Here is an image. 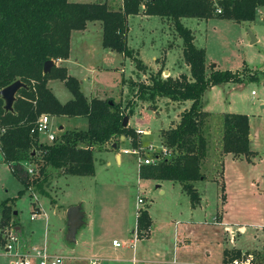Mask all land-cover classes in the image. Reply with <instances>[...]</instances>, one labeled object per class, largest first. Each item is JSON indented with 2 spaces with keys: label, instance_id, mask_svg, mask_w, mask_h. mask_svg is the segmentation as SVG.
<instances>
[{
  "label": "rangeland",
  "instance_id": "rangeland-1",
  "mask_svg": "<svg viewBox=\"0 0 264 264\" xmlns=\"http://www.w3.org/2000/svg\"><path fill=\"white\" fill-rule=\"evenodd\" d=\"M70 1L107 2L111 8L119 10L123 0ZM96 23H90L84 32L72 34L69 75L83 82L82 91L89 98L113 99L122 103L123 107L133 101L136 107L148 108L149 111L141 112L135 107L131 117L132 126H141L147 132L145 136L139 134L142 151L140 155L123 154V149L133 148L132 142L130 139L122 141L121 138L119 141L115 138V143L119 142V149L115 152L121 153L122 164L118 163L114 153H109L113 148L108 143L95 150L94 176H67L64 172L49 169L51 177L45 187L47 195L30 190L11 201L14 217L6 225L1 223V204L16 198L23 185L7 163H0V236L4 229H18L22 239L30 245L42 246L46 242L52 254L65 258L63 264H90L89 257L100 259L102 264L107 263L106 259H131L132 251L137 247H146L152 252L153 256L149 259L152 262L161 261V253L168 248L171 254L178 250L175 258L180 262L224 264V251L230 252L231 259L232 250L239 249L244 257L250 255L255 264H264V8L252 23H237L223 18L208 21L183 19L184 26L195 35L197 47L206 51L208 74L212 66L222 71L238 72L243 79L240 84L212 87L202 98L204 110L211 113L204 126L208 142V155L203 162L206 182L205 185H196L204 198L205 208L195 211L191 210L190 197L178 183L139 178L140 161L163 156V133L178 125L180 111L190 106L191 102H182V106L179 104L173 109L170 108L172 103L165 102L168 98L162 99V105L168 112L164 115L170 117H163L161 122L164 124L161 125V122L155 121L156 113L152 112L154 107L160 108L158 101L161 100L153 104L141 101L135 96L138 86L133 88V85L150 84L159 70L163 71V79L176 74V78L181 74L190 75V68L183 58V41L174 23L169 19L146 18L143 15L129 18V47L135 51V57L142 60L143 65L139 67L134 59L103 48V27ZM250 33L258 39L255 44H251ZM76 58L78 63L73 62ZM166 69H171V75ZM48 87L62 102L73 98L60 80H51ZM160 111L164 109L160 108ZM229 113L249 117L250 132L255 136L253 150L259 154L255 162L252 161L256 155L251 144L253 154L238 158L241 161L223 153V118ZM51 123L56 136L64 132L60 130L61 124L65 126V131L87 130L89 126L85 118L52 117ZM42 140L47 138L42 136ZM149 146L154 149L150 150ZM26 167L34 169L35 173L39 171L35 163L26 164ZM223 185L226 198H222ZM141 197L146 203L140 206L138 199ZM226 199V209L221 218ZM201 202L202 198L198 205ZM78 204H82L84 212L93 218L97 233L101 235V246L111 248L113 239H117L124 247V244L134 241L135 249L127 245L130 253L125 248L118 249L119 253L124 251L127 255L120 256L115 252L91 257L89 253L81 252L84 250L79 246L68 243L67 212ZM139 208L148 209L154 221L149 241L137 239L131 233L137 227ZM35 211H40L41 215L34 221L31 216ZM190 215L193 222L189 221L191 225L185 227ZM225 224L241 226L224 232ZM186 237L188 242L182 248L179 240L182 238L184 243ZM141 239L145 240L141 242ZM1 244L0 241V264H10Z\"/></svg>",
  "mask_w": 264,
  "mask_h": 264
},
{
  "label": "trees",
  "instance_id": "trees-1",
  "mask_svg": "<svg viewBox=\"0 0 264 264\" xmlns=\"http://www.w3.org/2000/svg\"><path fill=\"white\" fill-rule=\"evenodd\" d=\"M222 13L204 0H123L115 10L107 2L78 3L70 0H0V91L20 80L28 88L17 94L14 112H6L0 96V155L15 178L23 185L16 198L1 204V223L8 224L14 217L10 205L27 191L47 195L45 187L51 177L49 169L64 172L67 176H94L96 148L114 139H130L139 147L140 135L136 128L124 126L125 117L135 112V103L126 106L113 99L87 98L81 81L70 76L67 68L55 65L44 74L48 61L68 60L71 38L75 31H85L89 23H101L102 46L134 59H141L129 47V18L133 16L159 17L174 23L183 41V58L190 75L174 78L162 77L157 71L150 84L133 85L135 96L152 104L160 98L174 102L191 101L190 108L182 114L178 125L163 133V145L169 157L156 164L139 167L141 180L170 181L178 183L190 197L193 207L201 201L196 184L206 179L203 162L208 155V142L204 126L210 113L204 110L203 96L212 87L243 82L238 72L219 70L211 66L207 72L206 51L197 47L192 30L185 27L183 19H228L237 23L256 21L264 8V0H227ZM138 54V53H137ZM51 80H60L73 95L62 103L48 87ZM112 102V103H111ZM51 117L85 118L87 130H66L53 144H44L39 134H32L42 115ZM223 153L234 158L252 155L250 149L249 117L243 114H225L223 118ZM117 150L119 149V142ZM35 163L39 171L31 175L26 164ZM35 171V170H34ZM226 198L225 185L221 187ZM140 238H147L152 228L148 209H142L137 218ZM241 250L224 251V264L241 258ZM229 257V258H228ZM228 258V259H227ZM230 259V260H229Z\"/></svg>",
  "mask_w": 264,
  "mask_h": 264
},
{
  "label": "crops",
  "instance_id": "crops-1",
  "mask_svg": "<svg viewBox=\"0 0 264 264\" xmlns=\"http://www.w3.org/2000/svg\"><path fill=\"white\" fill-rule=\"evenodd\" d=\"M146 18H151V17H147V16H145ZM93 24H98V23H93ZM91 24L89 23V26H90ZM99 25L101 26V28H102V25L99 23ZM88 26V27H89ZM87 27V28H88ZM87 30V29H86ZM76 32V31H75ZM79 32H84V31H79ZM74 33V32H73ZM72 33V34H73ZM195 42H196V40H195ZM104 48V47H103ZM71 50H72V48H71ZM154 61H157V59H155ZM72 61H71V55H70V58L68 59V60H59V61H56L55 62V64L57 65V66H60V67H65V68H67V70H68V73H69V67H68V64L69 63H71ZM73 62H76V63H78L79 62V60L76 58V59H74L73 60ZM166 68H167V65H166ZM171 69H166L165 71H167V72H169V74L171 75V71H170ZM180 75V74H179ZM172 76V75H171ZM175 76H177V74L176 75H174V78H176ZM78 79V78H77ZM83 85V82H81V86ZM57 97V96H56ZM87 98H89L88 96H86ZM58 98V97H57ZM92 98H95V97H92ZM59 99V98H58ZM89 99H91V98H89ZM165 100V99H167V98H160V102L158 101V104H160V108L161 109H164V111H160V108H153L152 109V112L153 113H156V119H155V121H158V122H161V120H162V118L163 117H166L167 119H168V117H170V116H167V115H164V113H168L167 112V108L165 109L164 107V105H162V102H163V100ZM61 101V100H60ZM70 101V100H69ZM62 102V101H61ZM166 103L167 102H169V104H171L172 103V105H170V108H173V109H176V108H178L179 106H182L181 105V103L182 102H174V101H171L170 99H168L167 101H165ZM189 102L190 101H187V102H184V103H186V104H189ZM62 103H67V102H62ZM166 103H163V104H165L166 105ZM191 103L192 102H190V106H191ZM180 104V105H179ZM179 105V106H178ZM190 106H186V107H184V109L182 110V111H180V113H179V115H180V118H181V114L186 110V109H188V108H190ZM136 108H138L141 112H144V111H149L148 110V108H144V109H141V107H136ZM206 111V110H205ZM140 112V113H141ZM158 112H160L159 114H158ZM207 112H209V111H207ZM209 113H211V112H209ZM61 118H63V117H61ZM164 124V122H161V125H163ZM129 125L130 126H132V118L130 119V122H129ZM139 125V124H138ZM132 127H134V126H132ZM134 128H136V129H141V130H143L142 129V127L141 126H136V127H134ZM60 130L61 131H65V126L64 125H62L61 124V126H60ZM145 134H147V132H145ZM145 134H143L144 136H145ZM251 137H252V139H251V149H252V151L254 152V155H256V157L255 158H253L252 159V161L253 162H255L256 161V158H258L259 157V154H258V152L257 151H254L253 150V141H254V139H255V136H252V134H251ZM42 139V138H41ZM43 141V140H42ZM122 141H123V139H122ZM116 143H114V144H112V148H113V146L115 145ZM117 145V144H116ZM115 151H117V149L115 150V149H113V151L112 152H109V153H114V156L117 158V160H118V163H123V157H122V155H121V153H116ZM258 155V156H257ZM228 156H230L232 159H234V160H238V161H241L240 159H237V158H234L232 155H228ZM227 156V157H228ZM251 161V160H250ZM3 161H2V159H1V155H0V163H2ZM108 165H110V163L108 162ZM59 172H61V171H59ZM205 182H206V180H203V181H200V182H198L199 184L200 183H204V185H205ZM173 183V182H172ZM176 184V183H175ZM225 184H226V182H225ZM180 185V184H179ZM197 185V184H196ZM207 185H209V183L207 184ZM181 186V185H180ZM181 188H182V186H181ZM226 197H227V193H226ZM201 198H202V202H201V204L200 205H198V206H196V207H193L192 206V208H191V210L192 211H195V210H200V209H203V208H205V203H204V198H203V196H201ZM82 205V204H81ZM226 205H227V199H226V203L224 204V206H223V213L221 214V218H223V216H224V212H225V209H226ZM83 206V205H82ZM83 210H84V208H83ZM40 212V211H39ZM149 212V211H148ZM41 213V212H40ZM150 214V213H149ZM41 215V214H40ZM39 215V216H40ZM85 218H87V220L85 219V225L83 226V227H86L85 229H83V227H82V229H80L79 230V232H78V234H77V242L76 243H74V246H79V248H81L82 250H84V251H81V252H87V253H89V255H91V257H93V256H102V255H104V254H107V255H112L113 253H117V254H120V256L121 255H127V253H124V251L123 252H121V253H119V251H118V249H123L124 250V248L126 249L125 251H128L129 253L131 252V251H129V250H131L130 248H126L127 247V245L129 246L130 244H131V241H130V243H127V244H124L126 247H121V248H116V247H114L113 246V244H112V247L111 248H109V246H108V248H104L103 246H101L103 243H102V239H101V235L100 234H98L97 233V230H96V228H95V222H94V220H93V218L92 217H90V216H88V214L86 213V211H85ZM151 217V216H150ZM218 217V216H217ZM38 219V218H37ZM36 219V220H37ZM151 220H152V228H151V231H152V233H153V226H154V221H153V219L151 218ZM35 221V220H34ZM189 221L190 222H193L192 221V215H190V217L187 219V222L188 223H186V225H185V227H187V226H190L191 224L189 223ZM239 226H241V225H238V226H235V225H229V224H225L223 227V229H224V232L226 231V232H229L231 229L232 230H234L235 229V227H239ZM19 228V227H18ZM86 230V231H85ZM135 232V228L132 230V234ZM152 233H150V235L147 237V238H145L146 240H150V238H151V236H152ZM242 234V233H241ZM243 235V234H242ZM80 236H81V239H80ZM145 239H141V242L143 241V240H145ZM114 240H117V239H113V241ZM183 239L182 238H180V240H179V244H180V247L182 246V248L183 247H185V244L188 242V238L186 237L185 239H184V243H182L181 241H182ZM112 241V242H113ZM153 241H151V242H149L150 244L152 243ZM100 243H102V244H100ZM176 246V244L174 245V247ZM135 249V248H134ZM167 250H163V252L161 253V256H162V260L161 261H158V262H152L151 260H149L152 256H153V253L152 252H150L146 247H143V248H141V249H138V247L136 248V250H134V251H132V254H131V259H129V258H126V259H121L120 257L119 258H112V259H106L107 261H105V262H107L106 264H191V263H189V262H180V261H178L175 257L177 256V251L178 250H176V251H173V254H171V253H169L170 251H169V249L168 248H166ZM114 251V252H113ZM115 253V254H116ZM157 256H159V254L157 253ZM107 258V257H106ZM90 259H94V258H90L89 257V259L88 260H90ZM105 264V263H104Z\"/></svg>",
  "mask_w": 264,
  "mask_h": 264
},
{
  "label": "built area",
  "instance_id": "built-area-1",
  "mask_svg": "<svg viewBox=\"0 0 264 264\" xmlns=\"http://www.w3.org/2000/svg\"><path fill=\"white\" fill-rule=\"evenodd\" d=\"M209 3H211L216 8V13L221 14L222 13V4L227 0H204ZM253 95L255 92L252 93ZM52 117L49 115H42L34 129L32 130V134H39L40 137L45 136L47 138L46 141H42L41 143L44 144H53L56 142L59 136H56L53 133V126L51 123ZM138 134H145L144 130L138 129ZM150 150L154 149L153 146H149ZM142 151V148L140 147H133L132 149H123L121 152L126 155H140V152ZM163 156H168L169 152L164 147L162 148ZM162 156V157H163ZM164 156V157H165ZM161 156H156L152 160L146 159L143 161H140L141 165L144 164H156L159 162L162 158ZM28 172L33 175L34 169L28 168ZM146 201L144 198L138 199V205L145 204ZM139 206V207H140ZM142 208L138 210L137 218L140 214V211ZM39 211L33 212L31 219L36 220L39 217ZM135 237L139 239V232H138V226L135 229ZM1 246L4 252V255L10 260V264H63L64 263V257L56 254H52L47 246V243L45 242L42 246H36V245H30L27 242H25L22 237L20 236L18 229H10L6 230L4 229L1 232L0 236ZM113 246L116 248L123 247V244L120 243L118 240H114L112 242ZM130 247L135 248L134 241H131ZM90 264H102L101 260L98 258L90 259ZM227 264H255L253 261V258L249 255L241 258H235L232 261H230Z\"/></svg>",
  "mask_w": 264,
  "mask_h": 264
},
{
  "label": "water",
  "instance_id": "water-1",
  "mask_svg": "<svg viewBox=\"0 0 264 264\" xmlns=\"http://www.w3.org/2000/svg\"><path fill=\"white\" fill-rule=\"evenodd\" d=\"M251 36V44H255L258 39L253 34L250 33ZM55 61H48L44 66V74H48L51 72L52 68L55 66ZM28 86L22 81L18 80L8 87L4 88L0 91V96L5 102L4 108L6 112H14V104L17 101V94L22 89H27ZM112 103V102H111ZM129 123V118L125 117L123 125L127 126ZM124 140L125 137H122ZM113 149H117V145L113 146ZM16 215V213H15ZM85 212L83 210V206L81 204L74 205L68 209L67 212V227L68 232L66 235L67 242L70 244H74L77 242V234L80 229L85 225Z\"/></svg>",
  "mask_w": 264,
  "mask_h": 264
}]
</instances>
